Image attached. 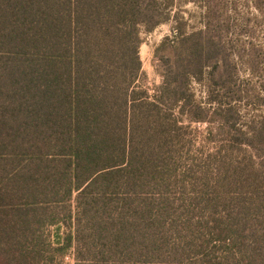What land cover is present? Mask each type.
Returning a JSON list of instances; mask_svg holds the SVG:
<instances>
[{"label": "trees", "instance_id": "trees-1", "mask_svg": "<svg viewBox=\"0 0 264 264\" xmlns=\"http://www.w3.org/2000/svg\"><path fill=\"white\" fill-rule=\"evenodd\" d=\"M188 2L205 27L156 45L151 90L143 34L177 0H0V264H264V115L240 106L261 95L237 33L264 0Z\"/></svg>", "mask_w": 264, "mask_h": 264}, {"label": "rangeland", "instance_id": "rangeland-1", "mask_svg": "<svg viewBox=\"0 0 264 264\" xmlns=\"http://www.w3.org/2000/svg\"><path fill=\"white\" fill-rule=\"evenodd\" d=\"M245 3L246 0H241ZM204 12L205 9L200 4L192 2L186 3V0H177V5L173 7V17L170 21L160 25L156 30L151 33L143 34V44L141 46V57L143 60L144 71L147 74L146 85L149 89H153L162 83V76L156 71L153 64V56L155 47L158 43L167 37H174L178 34L177 25L183 23V28L186 32H192L200 29H204ZM241 22L246 21L248 24H244L243 27L237 30L238 37L244 43H249L248 48L251 53L254 54L255 63L257 66L254 70H249V65L244 60L239 61V69L241 78L247 82L252 89V93L260 94V100L258 97L254 98L249 104L242 102L241 108L246 112L248 117L256 115H264V102L261 97H264V15H260L257 12L255 14L242 13L239 16ZM237 36V35H236ZM193 90L196 93L197 99L201 101L207 100V81L202 83L194 82ZM195 127L198 124H193ZM201 130V127L198 126ZM65 264H75L72 257H65Z\"/></svg>", "mask_w": 264, "mask_h": 264}]
</instances>
